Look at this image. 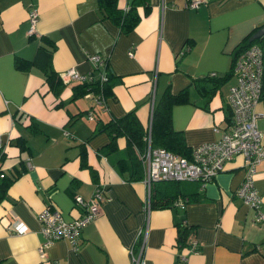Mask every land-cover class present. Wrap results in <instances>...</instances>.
Returning <instances> with one entry per match:
<instances>
[{
    "label": "crops",
    "instance_id": "0c3cea01",
    "mask_svg": "<svg viewBox=\"0 0 264 264\" xmlns=\"http://www.w3.org/2000/svg\"><path fill=\"white\" fill-rule=\"evenodd\" d=\"M187 1L117 0L118 7L132 5L138 13L134 26L124 31L98 0H0L3 166L28 160L0 202V264H132L129 250L138 253L141 243L144 264H264V221H255V208L236 195L245 171L241 155L203 185L180 182L181 191L195 198L182 202L178 197L175 206L147 211L143 178L131 180L116 166L128 158L126 138L114 139L115 150L102 149L109 141L103 122L135 109L148 126L151 107L167 88L186 92L184 101L171 105V123L188 147L217 139L230 123L234 52L247 34L264 27V0H201L195 7ZM32 8L37 20L30 37ZM41 35L52 41L50 68L59 73L73 67L98 78L102 68H95L89 55L99 53L110 73L109 93L89 90L72 98L74 82L63 80L56 95L39 68L16 67L15 56L32 58ZM209 75L220 82L211 84ZM261 81L256 126L264 142V64ZM29 117L40 130L29 129ZM19 135L27 151L12 144ZM253 181L264 199V158L255 166ZM98 184L105 196L98 214L82 227L77 249L59 238L40 257L37 213L48 205L71 219L81 211L74 196L90 197ZM178 218L192 228L188 242L197 241L196 251L186 250L190 243L177 246ZM15 219L26 231L7 229ZM179 252L185 253L184 261L177 259Z\"/></svg>",
    "mask_w": 264,
    "mask_h": 264
},
{
    "label": "built area",
    "instance_id": "2783aa9c",
    "mask_svg": "<svg viewBox=\"0 0 264 264\" xmlns=\"http://www.w3.org/2000/svg\"><path fill=\"white\" fill-rule=\"evenodd\" d=\"M200 1L188 0L187 5L195 7ZM36 20L37 11L32 8L29 11V34L34 32ZM128 52L131 54L130 50ZM262 55L260 46L251 43L241 49V52L235 57L233 72L236 76V81L229 87L227 94L228 102L231 105L230 123L223 130L214 126L213 129L215 131L220 130L219 137L215 140L204 141L192 146L189 156L175 153L161 145H152L149 123L144 136L146 147L141 156L145 171L143 177L146 185V193L143 197L145 210L148 211L150 208L149 185L151 181L158 178L198 180L203 185L223 169L226 161L235 155H241L245 171L243 179L236 189V195L241 198L243 203L255 208V221H264V199L253 181L255 166L264 158V142L261 132L256 126V119L259 115L256 104L259 100L262 86ZM89 59L95 66L100 67L106 62L98 53L90 54ZM61 77L65 81H86L90 79L91 72H78L73 67H68L61 72ZM104 78L105 73L104 69H102L98 74V79L101 81ZM88 114L91 116V112ZM1 143L2 140L0 138V146ZM103 189L101 184L96 185L92 195L87 198L76 194L74 196L75 205L80 207L81 211L71 219H64L57 208L48 205L37 213L40 231L43 235V239L38 245L40 257H44L46 254L45 249L55 239L59 238L68 239L72 249H77L82 227L99 212V202L105 196ZM183 222L185 223L184 219ZM7 229L15 233H21L26 231V226L15 219L9 223ZM141 233L145 238L146 230ZM189 243V247L186 250L196 251L197 241L193 239ZM141 248L136 254L133 252L132 247L130 248L129 254L132 264H144L141 257ZM178 258L184 261L186 259L185 253L179 252L177 254Z\"/></svg>",
    "mask_w": 264,
    "mask_h": 264
},
{
    "label": "trees",
    "instance_id": "16d2710c",
    "mask_svg": "<svg viewBox=\"0 0 264 264\" xmlns=\"http://www.w3.org/2000/svg\"><path fill=\"white\" fill-rule=\"evenodd\" d=\"M98 1L101 8L106 11L107 15H109V17L124 31L132 28L138 19V13L134 10V6L132 5H130L126 10H123L117 6V0ZM251 33L252 31L238 43L236 51L234 52V59L241 52V49L247 47L251 43H255L258 44L262 49L264 64V34L252 41H249L248 37ZM32 34L33 33L29 34L30 37ZM39 39L40 40L37 44L34 56L32 58H25L19 55L15 56V66L19 68L35 66L39 68L43 73L44 80L47 82L49 89L54 94L58 95L61 91V88L64 86V81L61 77V72L59 73L50 68L51 54L53 52V45L50 42L52 41L50 38L43 35H41ZM96 67L97 66H95V68ZM101 68L104 69L105 73V78L101 81H99L97 76H94L92 72L89 80L73 81L74 83L72 85V90L74 95L72 98H74L76 95H83L89 90L103 93V95L109 93L108 88L110 73L107 70V63L105 62ZM209 76L210 77L208 80L211 81V84H214L215 82L217 85L220 82L218 77H215L214 75ZM205 78L207 79V77ZM206 79L193 78L195 83ZM211 88L213 91L214 86L208 87L209 90H211ZM185 97L186 92L184 90L179 93H173L169 88H167L162 92L161 96L154 102L153 109L151 111L150 135L152 145H161L175 153L181 154L183 156H189L191 146L188 147L186 145L182 133L174 129L171 123V105L178 101H184V99H186ZM101 125V127L109 134V141L102 148L105 152L115 150L116 147L114 145V139L117 136L122 135L126 138L127 144L124 150L127 151L126 156H128V158H120L118 160L119 163L116 165L117 169L120 172L127 173L129 179L131 180L143 178L144 173L141 156L146 147L144 136L147 132L148 126H143L136 115L135 109H130L118 117L109 118ZM27 126L33 132L40 130L39 123L31 117L28 118ZM12 144L18 146L20 151H27L29 148L26 144L25 137L22 135H19L13 139ZM4 146L5 145L2 142L0 146V202L7 197V189L12 181L22 172L26 171L27 168L25 163L26 160L22 157L10 167L3 166V161L6 157ZM82 154L84 155V150ZM182 181L186 180L158 178L151 181L149 185L150 207L162 208L174 204L176 205L175 200L178 197L181 198L182 202H185L193 197L195 198V196L192 194L187 196L181 191L178 185ZM175 225L177 227L176 244L179 248H183L189 244L188 237L191 234L192 228L188 227V225L183 222V218H178Z\"/></svg>",
    "mask_w": 264,
    "mask_h": 264
},
{
    "label": "water",
    "instance_id": "95a60500",
    "mask_svg": "<svg viewBox=\"0 0 264 264\" xmlns=\"http://www.w3.org/2000/svg\"><path fill=\"white\" fill-rule=\"evenodd\" d=\"M264 34V27L260 26L256 30H254L250 36L248 37L249 41L254 40L255 38L259 37L260 35Z\"/></svg>",
    "mask_w": 264,
    "mask_h": 264
}]
</instances>
